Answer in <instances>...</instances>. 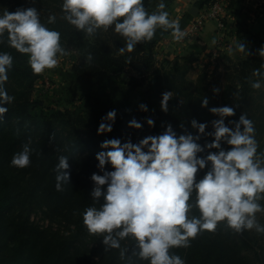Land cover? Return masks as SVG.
Listing matches in <instances>:
<instances>
[{
    "label": "clouds",
    "instance_id": "obj_1",
    "mask_svg": "<svg viewBox=\"0 0 264 264\" xmlns=\"http://www.w3.org/2000/svg\"><path fill=\"white\" fill-rule=\"evenodd\" d=\"M165 8V0H157L152 12L146 9L145 0H61L60 3L62 19L77 31L93 37L98 31L111 30L121 37L124 46L118 49L120 55L132 53L138 44L152 41L157 30L170 32L175 42L188 36L181 29L179 19H171ZM55 22L56 16L49 15L47 23ZM0 44L25 54L33 74L58 67V56L68 55L61 44L60 32L41 22L36 7L17 8L14 12L6 9L0 14ZM233 51L250 54L245 41L235 42L234 49H229L230 54ZM256 53L264 61V45ZM86 59L91 61V54ZM131 61L129 57L128 63ZM12 66V55L0 51V105L14 100L5 89ZM252 75L257 79L250 81L251 88L262 89L264 71L258 68ZM212 91L218 93L220 89ZM172 98L171 90L161 93L162 112H169L168 102ZM200 106H208L207 97L200 100ZM235 107L209 108L218 117L210 121V132L205 131L207 123L191 119L190 128L195 134L185 130L178 135L167 124L161 134L146 136L137 143L130 139L122 142L120 138L102 141L99 147L104 150L95 155L99 174H91L89 193L99 207L89 206L82 213L87 232L101 237L105 250L121 249V241L130 239L132 254L148 264H186L180 256L170 254V249L190 247L191 240L204 231L214 232L219 222L236 233L255 230L264 234V225L256 219V213L264 211L259 203L264 200V151H258L256 127L246 113L225 123L226 118L235 115ZM139 109L149 110L143 103ZM7 111V107L0 106V121ZM116 114L113 109L101 117L97 134L112 131ZM146 123L154 126L151 118ZM127 126L140 129L142 124L133 118ZM202 136L212 139L201 144ZM222 145L230 147L225 149ZM32 151L25 144L13 155L11 166L28 167ZM69 167L68 156H59L54 169L57 192H64L66 185L71 184ZM206 167L208 170L197 179V173ZM193 209L198 216L190 215ZM126 252L127 249H121L122 259Z\"/></svg>",
    "mask_w": 264,
    "mask_h": 264
},
{
    "label": "trees",
    "instance_id": "obj_2",
    "mask_svg": "<svg viewBox=\"0 0 264 264\" xmlns=\"http://www.w3.org/2000/svg\"><path fill=\"white\" fill-rule=\"evenodd\" d=\"M23 0H0V14L6 9L14 12L20 8ZM236 0H229L233 6ZM61 0H28L21 8L36 7L40 20L47 27L55 29L61 34V44L66 50H73L75 54L74 71L80 76L95 79H112L117 81L125 68L131 67L137 72L130 76L128 85L143 86L142 95L137 101L120 98L110 104L93 106L75 114L69 110L53 109L50 114L37 111V102L31 99V89L37 74H33L28 63V57L21 54L7 44H0V51L8 52L13 57V66L8 71L5 89L14 100L10 104L0 105L8 108L3 114V120L14 118L15 124H10L3 138L0 139V236L6 232V211L15 199V189L11 183L8 168L11 166L13 155L22 150L25 144L32 148L31 164L23 168L34 186L40 190L54 209L71 212L75 215V227L72 235L67 239L54 238L42 240L34 238L33 244L38 247L36 255L22 256L25 244L16 249L3 250L0 241V264H148L134 256L133 242L129 239L125 257L122 259L117 249L105 250L96 260L83 258L79 254V242L87 236L82 223V213L89 206L99 207L89 195L92 189L90 176L98 172L95 159L97 152L102 151L100 143L106 139L120 138L122 142L131 140L137 143L149 135H159L167 124H171L177 134L185 130L195 134L190 128V120L207 123L205 131H212L210 121L217 119L208 111L211 107L236 106L235 115L225 120H237L243 113L254 121L256 139L259 143L258 151H264V87L260 90L252 89L250 81L257 79L252 75L255 69L264 71L262 61L257 56L238 58L226 64L222 70H216L213 76L201 72L195 80L186 78L187 72L194 61L193 56H186L176 60L173 64L167 59L158 60L152 50V44L142 43L136 46L132 53L120 55L118 49L124 46V40L108 32L98 31L89 37L77 31L72 25L62 19L60 10ZM145 7L152 9V0H145ZM49 15L56 16L54 24H48ZM252 36L243 33L241 43L248 44ZM91 54L92 60L87 61ZM132 61L128 63V58ZM213 88H219L213 93ZM173 98L168 102L169 112L164 113L159 108L161 93L169 91ZM208 98V106L201 107L200 100ZM147 105L148 111H140L139 105ZM116 110L112 131L97 134V127L101 117L110 110ZM130 118L142 120V127L134 129L127 126ZM154 120V126H148L146 119ZM184 127L181 128L180 125ZM1 136V135H0ZM1 138V137H0ZM212 137L202 136L199 143L211 141ZM225 149L228 145H222ZM211 151H216L212 149ZM206 154V153H205ZM68 156L70 181L64 192L55 190V166L58 157ZM208 168L197 173V179L203 176ZM264 206V200L259 201ZM257 218L258 223L264 225V211ZM190 215H199L193 209ZM28 243V242H25ZM30 243V242H29ZM170 254L180 256L186 264H264V234L255 230L236 233L228 228L224 222H219L214 232L204 231L191 240L190 247L172 248ZM94 257V256H93Z\"/></svg>",
    "mask_w": 264,
    "mask_h": 264
},
{
    "label": "rangeland",
    "instance_id": "obj_3",
    "mask_svg": "<svg viewBox=\"0 0 264 264\" xmlns=\"http://www.w3.org/2000/svg\"><path fill=\"white\" fill-rule=\"evenodd\" d=\"M27 1H20V8L21 4L25 5ZM202 2L206 4V7L208 0ZM231 9L232 6L229 5L227 13ZM67 51L68 55L58 56V67L46 69L43 73L37 74L30 93L31 99L37 102V111L50 114L53 109L61 111L67 109L78 114L84 109L110 104L120 98L137 101L142 95L143 86L131 87L128 85L130 76L137 74L131 67L125 68L117 81L101 78L89 79L74 71V51L71 49ZM258 58L260 57L258 56ZM186 78L192 80L187 75ZM131 119L133 118L129 120ZM135 119L142 122L138 118ZM15 123L14 118L0 121V139L3 138L2 134L6 133L10 124L14 125ZM22 170L13 166L8 168L16 195L12 207L6 211V214L3 213V216L7 218L5 224L7 228L5 234L0 236V241L6 242L3 244L5 251L14 250L18 245L25 244L21 255L28 256L29 254L36 255L38 252V247L35 248L33 244L36 237L40 241L69 238L74 231L76 217L71 212L54 209L44 194L34 186L30 176ZM259 216L260 213H256V219ZM101 241L102 238L99 236L90 234L84 236L78 245L79 248L81 247L79 249L80 256L89 257L90 260L92 256L93 260H96L105 249ZM128 242L129 239L122 240L121 249L130 246ZM121 249H117V251L120 252Z\"/></svg>",
    "mask_w": 264,
    "mask_h": 264
},
{
    "label": "crops",
    "instance_id": "obj_4",
    "mask_svg": "<svg viewBox=\"0 0 264 264\" xmlns=\"http://www.w3.org/2000/svg\"><path fill=\"white\" fill-rule=\"evenodd\" d=\"M202 1L165 0V10L171 19H179L181 29L188 33L189 27L205 8L206 4ZM156 4L157 0H152L153 10ZM225 19L223 31L218 30L215 21H205L196 35L188 33L180 42H175L170 32L157 30L153 40L148 43L152 44L157 59H167L170 64L180 61L182 57L193 56L188 78L195 80L201 72L213 76L216 70H222L226 64L234 62L236 56L238 60L247 57L243 53L229 52L230 48L234 49L235 42H241L244 32L252 36L248 43L251 54L259 56L256 50L264 43V0H236Z\"/></svg>",
    "mask_w": 264,
    "mask_h": 264
},
{
    "label": "built area",
    "instance_id": "obj_5",
    "mask_svg": "<svg viewBox=\"0 0 264 264\" xmlns=\"http://www.w3.org/2000/svg\"><path fill=\"white\" fill-rule=\"evenodd\" d=\"M229 0H208L207 6L198 14L197 19L189 27V35H196L205 21H215L218 30L223 31L226 25L225 16Z\"/></svg>",
    "mask_w": 264,
    "mask_h": 264
}]
</instances>
